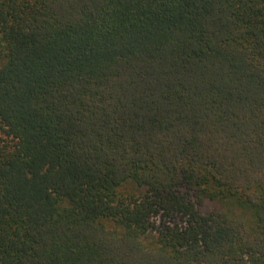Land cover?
Returning <instances> with one entry per match:
<instances>
[{
	"label": "trees",
	"instance_id": "trees-1",
	"mask_svg": "<svg viewBox=\"0 0 264 264\" xmlns=\"http://www.w3.org/2000/svg\"><path fill=\"white\" fill-rule=\"evenodd\" d=\"M0 264H264V0H0Z\"/></svg>",
	"mask_w": 264,
	"mask_h": 264
}]
</instances>
